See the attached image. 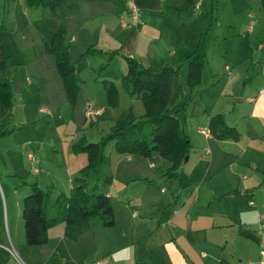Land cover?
Instances as JSON below:
<instances>
[{
	"label": "rangeland",
	"instance_id": "374dc122",
	"mask_svg": "<svg viewBox=\"0 0 264 264\" xmlns=\"http://www.w3.org/2000/svg\"><path fill=\"white\" fill-rule=\"evenodd\" d=\"M113 1L112 8L114 12L117 11L114 15L118 24L123 25L122 20H124L126 23L124 29L127 27L129 30L135 23L137 29L142 30L143 24L145 25L142 8L133 1L138 12L137 20L133 21L128 0ZM190 4L194 5L184 9ZM164 9L163 12L159 10L157 18L153 19V23L158 27L156 30L160 29L163 17L164 28L174 29L173 27L177 26L175 29L178 30L179 27V32L184 35L183 39L186 42L184 46L192 55L203 43H206L207 59L201 81L192 90L186 88L188 98L187 103H183L179 94L178 80L175 79L170 100V106L175 108L191 141L190 153L182 162L180 170L191 178L195 177L194 185L205 177L204 181H207V185H214L217 192L224 193L222 199L220 195L210 199V209H236L238 231L239 225H242L245 230L256 232L257 236L262 238L263 236L257 231V225L261 215L264 222V204L260 203L264 196V179L261 176L264 172H255L258 173L257 178L245 180L244 176L248 173L241 169L252 167L257 170L264 166V108H254L255 97L264 94L260 93V89L264 88L262 0H165ZM119 10L121 12H118ZM82 12L81 9L72 20L77 18L84 24L83 28L102 20L97 15L85 18V13ZM61 13L60 11L54 14L50 7L32 6L27 0H0V24L4 25L1 39L7 54L6 67L0 70V80L5 77L13 80V106L16 109L13 108L12 116L17 119V122L21 120L27 125L28 128H24L19 134H25V139L31 140L33 146L30 147L29 144L25 150L20 148L19 151L11 153V158H6L8 172L13 175H9L8 180H5L0 173V227L5 229L7 235L6 226L9 221L11 228L15 226L17 230L20 229L21 238L24 240L22 217L24 197L21 198V189L15 188V185L18 186L15 181H19L24 175L22 171L25 170L24 172L27 173L30 170L33 175L44 179L43 187L47 191L44 205L47 206L48 215H51L50 210L55 206V186L54 178L48 171V165L44 163L47 158L61 157L68 164L69 154L73 155L71 146L81 136L85 135L90 142H99L102 136L112 129L117 118L125 110L132 107L138 116L145 112L141 97L130 94L122 85V74L127 71L126 60L121 54L110 57L108 53L124 41L127 33L124 35L121 31L114 38L106 37L104 32L99 33L100 45L96 47L100 50L99 52L83 54V51L88 48L86 47L80 49L78 55L73 53L76 59L74 61L71 58L75 64L79 62L78 59H83L79 62L81 90L76 103L72 105L67 99L62 77L56 69L55 55L45 49L51 32L61 25L62 20L67 21L70 17L62 13V18ZM176 13H180L183 18L198 19L185 28L174 22L172 16ZM145 27L148 28V26ZM81 32L86 36L85 30ZM70 35L71 33L69 37ZM100 46L105 49H101ZM109 57L110 63L99 70ZM167 58L169 62L172 61L170 57ZM165 62L157 65H169ZM186 65L187 63L183 64L182 69L185 70ZM27 77L31 79L30 82ZM104 78L114 80L119 87V103L116 106L109 105L107 101L102 82ZM88 108L93 111L100 108L103 110L100 114L87 115ZM217 112L223 113L227 123L236 125L241 131L238 146L232 138L218 139L211 133L206 135L201 132L200 128H208L209 117ZM24 123L19 124H23L24 127ZM251 128L258 130V137H255L257 133L251 132ZM53 144L58 150H55ZM36 147H39L37 152ZM235 150H238V174L234 176L231 162L236 158ZM22 151L25 156L21 153ZM29 151L36 157L38 153H41L42 167L39 166L38 160L32 163L27 159L26 153ZM105 152L110 157V161L102 164L98 173L89 174L88 188L91 191L94 184L98 182L102 191L111 193L118 221L114 226H106L99 215L93 216L89 220L88 228L78 239L72 241L63 236L64 223L56 224L53 235L55 238L52 237L51 240L53 244L56 242L60 249L67 250L66 245L70 243L73 251L80 257L77 261L68 259V264H78L80 261L81 264H94V261L107 257L111 264H114V260L117 264H128V259L131 260L133 254V244L127 243L123 234V230L126 231L124 227L127 224L131 225V222L124 219L125 215L130 214L128 209L132 212L133 209L138 210L135 220L139 219V215L147 216L149 210L163 209L164 211H159L157 215L153 213L151 217L147 216L149 224L157 227L158 222L169 220L173 209L187 206L189 203L190 192L187 190L181 192L178 178L168 177L162 172L171 165L168 158L159 155H157L158 158H154L155 155L151 156L152 158L135 155L133 158H142V161H145V165L138 170V168L124 167L123 163L128 162V154L118 152L114 141L105 147ZM14 156L17 159H14ZM149 159L156 163V169L149 168ZM0 161L4 164L3 158H0ZM22 162L27 164L24 165ZM167 163L169 164L166 165ZM26 165H28V171L24 169ZM34 167L39 169L38 174L34 173ZM17 169L20 173L15 174ZM60 172L61 176L71 175L68 165ZM111 175L113 182L107 180V177ZM134 176L140 177L134 178ZM32 177L37 179L35 176ZM6 181H10V188ZM230 182L238 183L240 189L238 193L233 194L234 190L228 189ZM247 185H249L248 191ZM251 189H254L253 194ZM134 198L139 201V204L130 203V199ZM249 200H255V204H249ZM207 206L206 204V208ZM201 208L203 207L198 206L195 209ZM131 221L133 222V219ZM14 230L11 229L12 234ZM58 237H62V241L58 242ZM129 242H131L130 239ZM51 243L28 245L25 242L26 247L33 252L37 260L36 263H27L42 262L43 253L49 250L53 245ZM146 243L147 241L143 240L144 249ZM247 243L249 245L247 252L242 260L238 258V264L253 263L251 259H245L251 258L255 250L251 241ZM8 244L14 253L6 250L7 253L12 258L16 256L18 258L15 247L9 240ZM137 248L139 249L138 243H136Z\"/></svg>",
	"mask_w": 264,
	"mask_h": 264
},
{
	"label": "crops",
	"instance_id": "0c3cea01",
	"mask_svg": "<svg viewBox=\"0 0 264 264\" xmlns=\"http://www.w3.org/2000/svg\"><path fill=\"white\" fill-rule=\"evenodd\" d=\"M133 1L142 8V14H144L143 19L145 25L143 24L142 30L137 29V25L134 23L130 26L129 30L126 27V31V29H124V26H126L124 20H122L123 25L118 24L114 15V13L117 11L114 12V9L112 8V4L114 2L113 0H67L69 6L62 7L59 12L61 11L62 13H66V15L70 16L67 21L62 20L61 24L64 25L66 29V41L70 42V54L73 60L76 59L74 58L73 53L78 55L80 49H84L91 45L95 47L100 45L98 40L99 33L104 32L106 37L114 38L121 31L124 35L127 33L124 41L119 46L121 47V50L124 53L135 55L145 64L159 67L162 65L157 64H162L163 61H166L165 63L175 68L181 64H186L190 59L189 56L192 55V53H190V50L184 46L186 42L183 39L184 35L179 32V27L178 30L175 29L177 26H174V29L164 28V17L159 30H156L158 29L157 24L153 23V19L157 18V14L159 13L158 11L160 10L163 12V10H165V0H128V5L130 3L134 4ZM193 5L194 4L185 6L184 9H188V7ZM81 9L85 13V18H92L97 15L98 17L102 18V20H99L97 23L93 22L91 25H89V27L83 28L84 24L77 18L72 20L74 16L79 14ZM129 10L131 11V8ZM118 12H121V10ZM62 13L61 16L63 18ZM176 14L172 16L174 22L183 25L185 28H187L195 19H198L183 18L180 13ZM133 21L135 20L133 19ZM69 23H71V25ZM94 23L96 25H94ZM145 26H148V28ZM82 30H85L86 36H84V34L81 32ZM69 33H71L70 37ZM80 36H82V38H80ZM86 37H88V40H86ZM100 48L103 50L105 49L103 46H100ZM167 57H170L172 61L169 62ZM82 59L83 58H80L78 61L80 62ZM79 62H76V66L81 75ZM27 80L29 82L31 81L29 77H27ZM260 93H264V88L260 89ZM255 99L254 108H264V94L259 97H255ZM13 108L16 109L14 106ZM18 121L19 122H17V119L13 118L12 116V123L10 126L24 123L21 120ZM24 128H28L25 123L23 128L14 130L10 134L0 137V158L4 159V164H2L0 161V173L5 180H8V176H11L12 174L11 172H8L9 168L6 165V158H11V153L19 151L18 149L20 148L25 150L29 144L31 145L30 147H33L31 140L25 139V134H19V132H21ZM251 132L253 134L257 133L255 137H258V130L251 128ZM234 142L238 146V140H234ZM53 147L55 150H58V148L55 147V144H53ZM38 150L39 147H36V152ZM235 151L236 152L234 155H236V158L233 162H231L233 165L232 172L234 176L238 174V150ZM29 152L26 153L28 160H30L28 158ZM72 152L73 155L69 154L68 156V158H70L68 164L62 160L61 157L54 158V156L53 158L48 157L46 162H44L48 165V171H50L51 176L54 178L53 184L55 186V206L50 210L51 215H48L47 206L44 205L46 216L48 218L55 216L58 212V204L56 200L58 193L63 192L68 194L70 192L73 176H75V173L78 172L79 169L88 162V156L86 158L87 154L85 152ZM21 153L24 155L23 151ZM126 154H128V162L123 163L125 168L132 167L133 169L138 168V170H140V168L145 165V161H142V158H133L135 154ZM41 156V153H38L37 160L39 161L40 167H42ZM156 157L157 155H155L154 158ZM15 158L16 156H14V159ZM145 160L147 159L145 158ZM129 161L132 162L130 163ZM259 163H261L260 160ZM22 164L25 165L27 163L22 162ZM168 164L169 163L166 165ZM67 165L71 175L61 176V169L66 168ZM148 166L149 168L156 169V163L153 160L149 159ZM169 166L171 165H168V167ZM24 169H27L26 171H28V165H26V168ZM241 169H243V172L246 171V173H248L247 176H244L245 180H250L254 177L257 178L256 176H258V173L255 172H264V166H262L261 169L257 168V170H254L252 167H244ZM15 171V174L20 173L18 172L20 171L19 169ZM24 171L25 170L22 171V174L24 175L21 176V179H19V181H15V183L18 184V186L15 185V188L19 187V189H21V198L29 192L30 182L37 181L42 187L44 185L43 178H38V175H33L31 173L32 171L30 170L27 173ZM39 172L40 171L38 169V172L34 173L38 174ZM162 172L164 173V170H162ZM32 176L37 177V179L35 180ZM261 176L264 179V173H262ZM137 177L140 176H134V178ZM191 179V184L187 186H182L180 184L182 189L181 192H183V190L184 192L186 190L187 192H190L188 205L182 206L178 209H173L169 220L158 222L157 227H152L149 224L147 216H150L153 213V215H157L159 214V211L163 212V209L149 210L147 216L139 215V219L136 220L135 217L138 215V210L133 209L132 212L130 209H128L130 214L125 215L124 219L129 221V223L131 222V225L127 224L124 227L126 231L123 230L126 242L133 244V254L131 256V260L130 258L128 259V264H134L136 260L145 264H238V258L241 260L243 259L242 257L247 252V248L249 247L247 242L250 241L255 247V250H253L252 253L253 256H251V258H244L246 260L251 259V261H253L252 264H262L261 261L264 257L262 252L264 251V247L261 243V236H257L256 232L247 231V229L245 230L242 228V225H239L238 231V211L236 209H210V199L214 196L218 197V195H220V198L222 199L224 193L217 192L218 190L214 185H207V181H204L205 177L196 182V185H194L195 177ZM110 181L113 182V177ZM9 182L10 181H6V184L10 188ZM246 187L248 191L249 185ZM228 189L234 190L233 194H236L240 191L238 183L233 184L230 182ZM106 193L112 197L110 192L106 191ZM251 193H254V189H251ZM136 200V198L130 199V203L132 205L139 204V201ZM251 201H253V203H251ZM260 203L264 204V196L261 198ZM206 204L208 205L207 208ZM249 204H255V200H249ZM198 206L203 208L195 209ZM256 211H258V209H256ZM131 219H133V222ZM117 221L118 214L116 212L114 225ZM257 226L258 233L264 237V222L262 215ZM54 228H56V226H52L49 229L48 242H52L51 244H53V241H51L52 237L55 238V236H53L55 233ZM6 229L8 232L7 235L5 233V229L0 227V264H28L27 262L36 263L37 260L34 257L33 252L28 249V247H26L25 240L21 238L20 229L17 230L15 226L14 228H11L9 221ZM11 229H15L14 234H12ZM63 236L67 238L64 232ZM129 239L131 242H129ZM8 240L15 247L18 258L17 256L12 258L7 253L6 250L11 248L8 244ZM69 240L72 241L71 239ZM143 240L144 242L147 241L145 249L142 245ZM60 241H62V237H58V242ZM136 243L139 244V249H136ZM69 244L66 245L68 246L67 250H62L55 242V244L51 245L46 253H43L44 260H42V262L39 264H68V259L73 261L80 259L79 255L73 251L71 245ZM113 263L117 264L115 260ZM78 264H81V261L78 262ZM109 264H111V262Z\"/></svg>",
	"mask_w": 264,
	"mask_h": 264
},
{
	"label": "trees",
	"instance_id": "16d2710c",
	"mask_svg": "<svg viewBox=\"0 0 264 264\" xmlns=\"http://www.w3.org/2000/svg\"><path fill=\"white\" fill-rule=\"evenodd\" d=\"M34 6L50 7L54 14H58L62 7L69 6L67 0H27ZM264 8V0H262ZM0 24V70H4L7 63V54L2 43V28ZM206 43L199 50L190 55V59L182 69V65L172 67L162 65L155 67L145 64L135 55L124 53L121 47L108 51L110 57L121 54L127 62V71L122 74V85L127 92L141 97L145 112L138 116L133 108L125 110L117 118L112 129L104 134L99 142H90L81 136L71 146L74 152H85L88 162L73 176L70 192L57 195L58 212L48 218L44 208L46 190L37 182L29 183L30 190L23 198L22 217L24 220L25 242L28 245H41L48 242L49 229L56 224L64 223V234L71 240H76L89 225L93 216L99 215L106 226L115 223V210L111 197L102 191L98 182L90 191L88 176L92 172L98 173L102 164L108 163L110 157L105 147L112 141L120 153L135 154L144 157L159 155L172 161L171 166L163 173L168 177L178 178L182 186L191 184L192 179L180 166L189 155L191 141L189 134L184 130L181 119L170 106L175 79L178 80V89L183 103H187L186 88L192 90L202 79L206 64ZM45 49L54 54L56 69L62 77L67 99L74 105L81 90L82 78L76 64L71 58L70 42L66 41L64 25L51 32L50 40ZM95 46H89L87 52H99ZM107 52V51H106ZM99 67L101 70L110 63ZM109 105L119 103V87L112 79L102 80ZM14 104L13 80L5 77L0 80V137L6 136L14 130L21 129L23 124L12 125V108ZM103 110V109H102ZM211 135L218 139L238 140L241 136L236 125L228 124L223 113L217 112L209 117ZM112 177L108 176L107 180ZM134 264H145L135 261Z\"/></svg>",
	"mask_w": 264,
	"mask_h": 264
},
{
	"label": "built area",
	"instance_id": "2783aa9c",
	"mask_svg": "<svg viewBox=\"0 0 264 264\" xmlns=\"http://www.w3.org/2000/svg\"><path fill=\"white\" fill-rule=\"evenodd\" d=\"M129 7L131 8V13H132V16H133V19L134 20H137L138 18V12H137V8L136 6L133 4V3H130L129 4ZM102 111V109H96V110H92V109H87L86 112H87V115H92L93 113H100ZM201 132L206 134V135H209L210 134V129L209 127L206 128V127H201L200 128ZM28 158L30 159V161L32 163H35L37 161V157L35 156V154L33 152H29L28 153ZM34 171L35 172H38V168L37 167H34ZM251 203H253V201H251ZM261 243L264 247V237L261 238ZM12 253H14V251L12 249H9ZM262 254L264 255V251L262 252ZM110 263V260H109V257L103 259V260H97V261H94V264H109ZM262 264H264V257L261 261Z\"/></svg>",
	"mask_w": 264,
	"mask_h": 264
}]
</instances>
